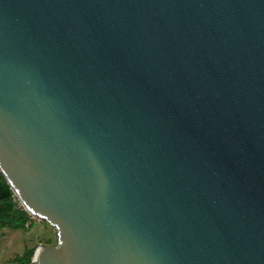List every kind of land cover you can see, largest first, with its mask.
<instances>
[{"label": "water", "instance_id": "water-1", "mask_svg": "<svg viewBox=\"0 0 264 264\" xmlns=\"http://www.w3.org/2000/svg\"><path fill=\"white\" fill-rule=\"evenodd\" d=\"M0 172L30 264H264V0H0Z\"/></svg>", "mask_w": 264, "mask_h": 264}, {"label": "trees", "instance_id": "trees-1", "mask_svg": "<svg viewBox=\"0 0 264 264\" xmlns=\"http://www.w3.org/2000/svg\"><path fill=\"white\" fill-rule=\"evenodd\" d=\"M32 220L27 212L18 208L14 193L10 185L0 172V228L29 230ZM34 248H26L22 255H17L14 259L16 264H30Z\"/></svg>", "mask_w": 264, "mask_h": 264}, {"label": "rangeland", "instance_id": "rangeland-1", "mask_svg": "<svg viewBox=\"0 0 264 264\" xmlns=\"http://www.w3.org/2000/svg\"><path fill=\"white\" fill-rule=\"evenodd\" d=\"M14 199H15V203L17 207L25 210L22 202L18 199V197L15 194H14ZM27 214L30 216L32 220L31 228L27 230V231H31L29 233V236L31 238L28 240L29 243L28 242L27 243L31 246H34V249L40 246L49 247V246L56 245L58 242V237H57V233L54 227H52L47 221L41 218H38L30 214L29 212H27ZM11 241L12 239L6 238L4 241L0 242V260L2 258H5L4 257L5 251L3 252L1 251V246L2 245L8 246ZM14 262L17 263L16 261Z\"/></svg>", "mask_w": 264, "mask_h": 264}, {"label": "crops", "instance_id": "crops-1", "mask_svg": "<svg viewBox=\"0 0 264 264\" xmlns=\"http://www.w3.org/2000/svg\"><path fill=\"white\" fill-rule=\"evenodd\" d=\"M30 232L22 229L0 228V242L6 238L12 239L8 246H1V251H5V258L0 260V264H16L14 259L17 255H22L26 248H34L28 244V240L31 238Z\"/></svg>", "mask_w": 264, "mask_h": 264}]
</instances>
